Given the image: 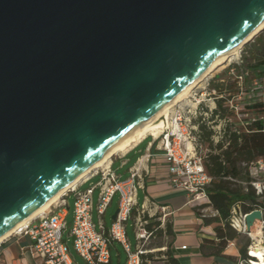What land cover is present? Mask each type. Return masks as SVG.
Segmentation results:
<instances>
[{
    "label": "water",
    "instance_id": "95a60500",
    "mask_svg": "<svg viewBox=\"0 0 264 264\" xmlns=\"http://www.w3.org/2000/svg\"><path fill=\"white\" fill-rule=\"evenodd\" d=\"M263 22L264 0H0V237Z\"/></svg>",
    "mask_w": 264,
    "mask_h": 264
},
{
    "label": "built area",
    "instance_id": "2783aa9c",
    "mask_svg": "<svg viewBox=\"0 0 264 264\" xmlns=\"http://www.w3.org/2000/svg\"><path fill=\"white\" fill-rule=\"evenodd\" d=\"M173 123L176 129L169 131L167 127L157 138L147 135L137 144L146 140L148 136L151 137L148 142L149 146L155 144L157 146V140H160V148L167 169V184L172 189L185 191L189 203L200 204L206 200L204 188L210 179L204 172L201 157L196 154L197 125L192 127L189 132L191 136H189L186 135V129L182 126L180 116L174 117ZM186 139L189 142H185ZM146 150L125 180H121L111 169V159L108 165L96 168L94 173L61 195L48 211L37 215L29 224L14 234L30 239L31 249L39 258V264H76L70 258L69 247L63 239L69 213L67 199L72 194L74 196L73 220L68 235L76 253L83 258L86 264H112L111 246L115 243L120 244L126 253L127 259L124 264L149 263L146 258L143 259V256L153 251H147L144 245L152 235L145 228L147 221L143 220V215L146 214L148 218H153L160 211L165 218L166 212L165 207L158 208L146 197L141 205H138L136 201L138 190L144 188L143 176L147 173V170L142 167L144 157H146V162L151 157L148 153L149 149ZM257 163L262 164L261 161ZM95 176L100 177L95 185L84 190L80 189L83 183ZM95 190L97 199L94 206ZM115 195L118 196L117 213L111 225L106 227L103 216ZM94 210L98 217L97 224L92 217ZM151 210L154 211L150 212ZM260 211L264 214L262 210ZM245 215L237 212L236 205L232 207L230 223L237 232L245 231ZM158 220L161 221L160 217ZM129 221H132L136 241L134 249L127 238L126 229ZM255 223H260V227H264V222L255 221ZM231 246H234L233 242L228 244V247ZM251 248L252 245L248 247L247 254L253 260L255 258L251 255ZM180 250H186V246H181ZM252 260L248 261L249 264L253 263ZM118 264H120L119 261Z\"/></svg>",
    "mask_w": 264,
    "mask_h": 264
},
{
    "label": "trees",
    "instance_id": "16d2710c",
    "mask_svg": "<svg viewBox=\"0 0 264 264\" xmlns=\"http://www.w3.org/2000/svg\"><path fill=\"white\" fill-rule=\"evenodd\" d=\"M258 58H251L249 66L232 65L235 70L231 83L213 84L212 88L218 93L215 97V109L210 112L213 121L215 116L227 120L229 116L226 102L239 93L238 80L247 85L252 78L264 79V48H261ZM213 81L210 82V84ZM245 109L264 113L263 99L244 106ZM216 124V121L213 122ZM198 129L196 153L201 157L204 172L209 177V182L204 191L206 200L200 204L192 205L195 216L201 220V225L211 227L213 238H202L198 245V253L201 257L211 259L213 264H249L252 260L247 254L249 242L238 246L239 257L226 253L228 244L237 240L239 234L232 228L231 210L237 206V212L246 214L253 210L264 212V184L260 192H257L251 173V165L261 161L264 164V115L254 117L244 127H232L226 123L222 128V134L215 139L216 131L202 122V117L196 120ZM203 151V153H202ZM210 210V214L205 213ZM145 228L151 235L162 236L166 234L170 241L165 245L166 251L161 252L166 257L167 264H179L178 259L172 253V239L174 231L172 223L167 221L162 227L160 220L148 218L145 214ZM163 244L155 247L161 248ZM152 260L149 253L143 256Z\"/></svg>",
    "mask_w": 264,
    "mask_h": 264
},
{
    "label": "rangeland",
    "instance_id": "374dc122",
    "mask_svg": "<svg viewBox=\"0 0 264 264\" xmlns=\"http://www.w3.org/2000/svg\"><path fill=\"white\" fill-rule=\"evenodd\" d=\"M261 48H264V28L253 39H251L249 42L244 44L238 51V54L234 55L231 59H229L221 69H219L217 72H214L212 75L203 79L192 90V92L188 95L187 98H185L184 100H182L181 102H179L177 105L174 106V108L170 111L168 116V124H169L168 130L171 131L173 128L176 129L173 123L174 117L180 116L182 126L186 129L185 130L186 135L191 136V134L189 133L190 130H192L193 126H196V120L199 117H202V122L212 127L216 131L215 139H217L218 136L222 134V128L226 123L231 124L232 127H237V126L244 127L247 125V123L252 121L254 117H257V115L263 116L264 113L261 112L257 113L255 111L253 112L251 110H247L244 108V106L254 103V101H259L260 99H263L264 79L260 81L257 78H252L247 85H244L241 82L242 81L241 77H239L237 83L239 86V93L235 96H231V99L225 103L226 106L229 107L228 112L230 114L229 116H227V120H223L220 119L218 116H215L213 121H209L211 119L210 112L215 109V103H214L215 97L218 95V93L213 90L212 85L218 83L227 85L231 83L233 79L232 77L235 73V70L231 68L232 65L235 64L237 66H247V65L249 66L251 64L249 63L251 58L261 57L260 56L261 53L258 52ZM211 81H213V83L210 84ZM214 121H216V124L213 123ZM150 139L151 137L148 136V138L144 140L137 147V149L129 156V160L131 161V163L135 160L137 156L143 154L146 151L145 148L147 146L148 140ZM157 142L159 143V144L157 143V146L159 148H157L156 146L157 150H154V152L162 153V149L160 148L161 147L160 140H157ZM185 142H189V140L186 139ZM117 154H121V153H117ZM115 155L112 156L111 159H114V157H116ZM197 156L199 155L197 154ZM119 165L120 162L116 161L114 165V169L117 171L119 175H121L122 180H125L127 177H129L127 167H120ZM94 172L95 170H93L91 173ZM251 173L254 177L253 185L256 191L259 192L262 189V185L264 184V164L263 163L252 164ZM99 179H100L99 176L92 177L89 181L83 183L80 186V189L84 190L90 186L95 185ZM96 199H97V191L95 190L94 198H93L94 206L96 205ZM117 201H118V196L115 195L113 197L112 203L107 207L105 215L103 216V221L105 222L106 227H109L112 223V216L117 209ZM67 202L69 206L68 208L69 213L67 216V226L63 232V239L67 242V245L69 247L70 258L74 260L76 264H86L83 258L76 253L72 245V240L68 235L73 220L74 196L72 194L67 199ZM205 213L210 214L211 212L210 210H205ZM92 217H93V221L97 224L98 217L96 210L93 211ZM159 217L161 219L162 227H164L165 223L170 220L169 217L164 218L162 216V212L160 211L157 212V214L153 217V219L157 220L159 219ZM255 224H253V226ZM260 226L261 224L257 223V225L254 227L255 230L257 229L261 230V235H258L259 237L253 236L251 234V229L249 233H246L245 231L241 230L242 229L241 227L240 228L241 231L238 232L239 236L237 240L233 242L234 244L233 248L237 250L238 246L246 241L249 242L248 247L251 245L255 246V244L259 243V241H262L264 243V227L262 228ZM126 232L131 247L134 249V245L136 241L134 238L133 229L130 224L127 225ZM169 241H170V237H168L166 234H163L162 236L154 234L148 239V241L144 245V248L147 251H153V253H151L153 255V258L152 260L146 258L149 261V263L147 264H167V263H162L163 260H166V257L160 253L166 251L165 245ZM158 244H163L164 246L161 248L155 247ZM117 250L119 253V262L120 264H124L126 262L127 256L124 250L122 249L121 245L118 243H115V245L111 246L112 264H117L118 262ZM235 257L237 258L239 257L238 251H236Z\"/></svg>",
    "mask_w": 264,
    "mask_h": 264
},
{
    "label": "crops",
    "instance_id": "0c3cea01",
    "mask_svg": "<svg viewBox=\"0 0 264 264\" xmlns=\"http://www.w3.org/2000/svg\"><path fill=\"white\" fill-rule=\"evenodd\" d=\"M141 143H136L121 155L114 157L111 160V169L122 180L121 175L114 169L116 161L120 162V167H127L130 174V170L137 166V161L147 151L146 149H149L148 153L151 158H148L146 162V157H144L142 164L147 173L143 179L144 188L137 192L136 201L138 205H141L144 197H146L158 208L165 207V217H169L174 231L171 254L178 259L179 264H213L211 259L203 258L198 253V245L201 239L213 238L212 228L201 225V220L195 216L193 204L188 202L185 191L169 187L166 181L167 169L162 153H155L156 146H149L147 143L146 151L143 154L137 156L132 163L129 160V156ZM128 224L132 227V221H129ZM184 245L186 250H180V247ZM236 251L231 246L227 247L226 253L236 256ZM117 256L119 261L118 250ZM39 262V258L34 255L31 249V241L28 237L11 235L0 242V264H39ZM162 263H167V261L163 260Z\"/></svg>",
    "mask_w": 264,
    "mask_h": 264
},
{
    "label": "bare ground",
    "instance_id": "6f19581e",
    "mask_svg": "<svg viewBox=\"0 0 264 264\" xmlns=\"http://www.w3.org/2000/svg\"><path fill=\"white\" fill-rule=\"evenodd\" d=\"M264 28V22L261 23L250 35H248L243 41H241L236 47L231 49L227 54L223 55L213 66H211L206 72H204L199 78L195 79L193 82L184 87L170 102L160 108L156 113L149 117L145 122H143L139 127L134 129L132 132L124 136L117 143L111 146L101 158L95 161L87 170L81 173L77 178H75L67 187L61 189L59 192L55 193L44 203L39 205L33 212L24 217L19 223L12 226L6 233L0 237V242L5 238L13 235L15 232L19 231L21 228L25 227L34 219L37 215L42 214L49 210L51 205L56 202L61 195H63L68 188L77 186L81 181H83L93 170L99 167H103L110 163L112 156L117 153H124L142 138L147 135L157 138L164 130L168 127V116L170 111L179 102L188 97L192 90L206 77L212 75L223 67V65L231 59L234 55L238 54L240 48L244 45L243 43L253 39L262 29ZM254 226H251V234L253 236L261 235V230H255ZM259 237V236H258ZM259 240V239H258ZM257 240V241H258ZM251 255L255 258L252 260V264H264V243L259 241L258 244L252 246L250 249ZM243 264V263H240Z\"/></svg>",
    "mask_w": 264,
    "mask_h": 264
}]
</instances>
